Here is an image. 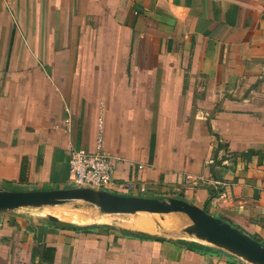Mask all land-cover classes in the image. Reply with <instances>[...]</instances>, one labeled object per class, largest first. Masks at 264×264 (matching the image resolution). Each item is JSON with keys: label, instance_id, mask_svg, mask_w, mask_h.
<instances>
[{"label": "crops", "instance_id": "0c3cea01", "mask_svg": "<svg viewBox=\"0 0 264 264\" xmlns=\"http://www.w3.org/2000/svg\"><path fill=\"white\" fill-rule=\"evenodd\" d=\"M98 137L107 189L264 242V0H0V188L70 187L69 150ZM33 208L0 213V264H250L146 217Z\"/></svg>", "mask_w": 264, "mask_h": 264}, {"label": "water", "instance_id": "95a60500", "mask_svg": "<svg viewBox=\"0 0 264 264\" xmlns=\"http://www.w3.org/2000/svg\"><path fill=\"white\" fill-rule=\"evenodd\" d=\"M84 200L96 205L103 213H169L183 212L192 220L185 228L188 235L204 240L243 258L250 264H264V245L248 233L220 217L183 199L127 195L109 189L70 186L61 189L11 191L0 188V213L21 207L61 204L67 200ZM52 221L58 218L48 215Z\"/></svg>", "mask_w": 264, "mask_h": 264}, {"label": "rangeland", "instance_id": "374dc122", "mask_svg": "<svg viewBox=\"0 0 264 264\" xmlns=\"http://www.w3.org/2000/svg\"><path fill=\"white\" fill-rule=\"evenodd\" d=\"M169 197L171 198V196L169 195L166 196L158 195V198L164 200H168ZM33 212L38 215H42V216L50 215V216H55L57 218H59V215L61 216L62 213L65 212H69L70 214H73V216L97 215L105 218L106 220L109 221L118 220L121 223H125L127 221L135 220L141 217H146L148 219L147 221L150 220L151 222L154 223L156 227V233L159 235L168 238H178V237L195 238L194 236L188 235L185 232V228L190 224H192V220L187 214L179 211L169 212V213H149V212L103 213L96 205L90 202L74 199V200H67L61 204L45 205V206L33 208ZM100 224L113 225L119 228H126L111 223H99V225Z\"/></svg>", "mask_w": 264, "mask_h": 264}, {"label": "built area", "instance_id": "2783aa9c", "mask_svg": "<svg viewBox=\"0 0 264 264\" xmlns=\"http://www.w3.org/2000/svg\"><path fill=\"white\" fill-rule=\"evenodd\" d=\"M67 165L70 186L107 189L112 183L113 162L111 156L102 150L100 137L97 139L95 152L71 148L68 154ZM1 242L2 234L0 231V244Z\"/></svg>", "mask_w": 264, "mask_h": 264}, {"label": "bare ground", "instance_id": "6f19581e", "mask_svg": "<svg viewBox=\"0 0 264 264\" xmlns=\"http://www.w3.org/2000/svg\"><path fill=\"white\" fill-rule=\"evenodd\" d=\"M147 220H145L143 223L139 224L138 227L142 228V229H149L150 228L149 226L151 225V222L147 221Z\"/></svg>", "mask_w": 264, "mask_h": 264}, {"label": "trees", "instance_id": "16d2710c", "mask_svg": "<svg viewBox=\"0 0 264 264\" xmlns=\"http://www.w3.org/2000/svg\"><path fill=\"white\" fill-rule=\"evenodd\" d=\"M222 219H223V220H226L225 217H224V218L222 217ZM230 224L233 225L231 222H230ZM233 226H234V225H233ZM235 227L239 228V229L242 230V231H245L242 227H240V226H238V225H235ZM250 236H251L252 238L256 239L257 241H259L261 244L264 245V242H263V241H260L259 239H257V238H256L255 236H253V235H250Z\"/></svg>", "mask_w": 264, "mask_h": 264}]
</instances>
